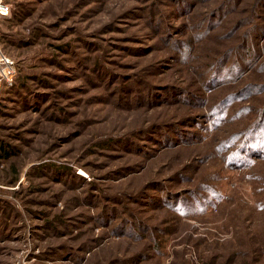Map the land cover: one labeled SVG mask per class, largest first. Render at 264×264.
I'll use <instances>...</instances> for the list:
<instances>
[{"label":"rangeland","instance_id":"1","mask_svg":"<svg viewBox=\"0 0 264 264\" xmlns=\"http://www.w3.org/2000/svg\"><path fill=\"white\" fill-rule=\"evenodd\" d=\"M0 2V264H264V0Z\"/></svg>","mask_w":264,"mask_h":264},{"label":"built area","instance_id":"2","mask_svg":"<svg viewBox=\"0 0 264 264\" xmlns=\"http://www.w3.org/2000/svg\"><path fill=\"white\" fill-rule=\"evenodd\" d=\"M9 14L8 6L3 5L0 2V18L6 17ZM13 67V62L2 54L0 51V75L4 76L5 78L11 76V70Z\"/></svg>","mask_w":264,"mask_h":264},{"label":"trees","instance_id":"3","mask_svg":"<svg viewBox=\"0 0 264 264\" xmlns=\"http://www.w3.org/2000/svg\"><path fill=\"white\" fill-rule=\"evenodd\" d=\"M0 150L2 151V153H0V159L2 160V159H8L9 158V156H10V152H8L5 148H4V146H0Z\"/></svg>","mask_w":264,"mask_h":264}]
</instances>
